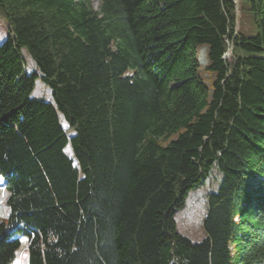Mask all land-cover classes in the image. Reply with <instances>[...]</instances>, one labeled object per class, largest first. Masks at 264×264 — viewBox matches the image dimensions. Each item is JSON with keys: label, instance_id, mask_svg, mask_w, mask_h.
<instances>
[{"label": "trees", "instance_id": "16d2710c", "mask_svg": "<svg viewBox=\"0 0 264 264\" xmlns=\"http://www.w3.org/2000/svg\"><path fill=\"white\" fill-rule=\"evenodd\" d=\"M98 1L0 0V264H264V0Z\"/></svg>", "mask_w": 264, "mask_h": 264}, {"label": "rangeland", "instance_id": "374dc122", "mask_svg": "<svg viewBox=\"0 0 264 264\" xmlns=\"http://www.w3.org/2000/svg\"><path fill=\"white\" fill-rule=\"evenodd\" d=\"M242 2L243 0H241L240 3L236 1L237 31L241 30V32L245 34L255 35L253 17L248 12V8L246 6H243L244 9L242 11ZM99 5L100 2L98 0H93L94 8L99 9ZM0 26L6 30V26L2 19H0ZM229 57V59L232 58L231 53L229 54ZM199 59L201 64L205 65L207 63L205 50L200 52ZM27 60L29 64L28 72H34L35 67L32 61L29 58H27ZM34 96L36 98H44L47 101L52 100L51 91L41 82H38ZM63 128H67L65 123H63ZM66 153L69 156L73 155L70 147L66 149ZM222 177V174L218 170H214L204 185L199 187V189L192 190L190 192L185 206L176 213L175 219L177 221L179 231L183 235L189 237L193 242H201L206 238L203 222L208 212L207 196L209 193L218 190L219 185L222 182Z\"/></svg>", "mask_w": 264, "mask_h": 264}, {"label": "bare ground", "instance_id": "6f19581e", "mask_svg": "<svg viewBox=\"0 0 264 264\" xmlns=\"http://www.w3.org/2000/svg\"><path fill=\"white\" fill-rule=\"evenodd\" d=\"M238 3H240L241 0H236Z\"/></svg>", "mask_w": 264, "mask_h": 264}]
</instances>
